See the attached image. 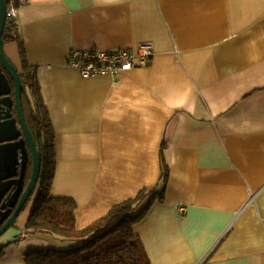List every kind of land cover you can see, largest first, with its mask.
<instances>
[{
    "label": "crops",
    "instance_id": "1",
    "mask_svg": "<svg viewBox=\"0 0 264 264\" xmlns=\"http://www.w3.org/2000/svg\"><path fill=\"white\" fill-rule=\"evenodd\" d=\"M15 11L54 130L51 195L75 200L77 229L161 190L166 168L164 201L135 226L152 264H264V0H24ZM145 43L150 64L117 79L67 66L72 49ZM4 48L23 73L18 43ZM27 219L1 247L31 237ZM26 252L0 264H26Z\"/></svg>",
    "mask_w": 264,
    "mask_h": 264
},
{
    "label": "trees",
    "instance_id": "2",
    "mask_svg": "<svg viewBox=\"0 0 264 264\" xmlns=\"http://www.w3.org/2000/svg\"><path fill=\"white\" fill-rule=\"evenodd\" d=\"M6 1L10 9L22 5L18 0ZM3 40L4 45L16 42L21 48L24 112L42 155V190L38 193L27 221L26 233L33 236L51 235L71 243L70 247L63 249L28 250L24 254L26 264H152L135 232V226L145 219L155 203L164 201L168 170L164 169L165 186L161 190H142L134 198L112 207L107 215L84 230H78L75 215L78 206L75 200L51 195L56 173L54 130L41 97L36 71L28 65L24 43L15 22L7 21ZM13 111L17 117L16 110ZM31 169L32 161L29 175L25 178L26 184L30 181ZM4 255V247H0V260Z\"/></svg>",
    "mask_w": 264,
    "mask_h": 264
},
{
    "label": "water",
    "instance_id": "3",
    "mask_svg": "<svg viewBox=\"0 0 264 264\" xmlns=\"http://www.w3.org/2000/svg\"><path fill=\"white\" fill-rule=\"evenodd\" d=\"M7 21V1L0 0V237L16 226L42 171V155L25 117L21 74L5 53L3 35ZM30 159L32 172L26 184Z\"/></svg>",
    "mask_w": 264,
    "mask_h": 264
},
{
    "label": "built area",
    "instance_id": "4",
    "mask_svg": "<svg viewBox=\"0 0 264 264\" xmlns=\"http://www.w3.org/2000/svg\"><path fill=\"white\" fill-rule=\"evenodd\" d=\"M21 4L24 0H18ZM8 19L15 22V9L8 8ZM153 46L145 43L139 46L137 52L121 49L116 51L72 49L69 54L67 66L77 70L83 79L99 76L120 77L121 72L136 67H146L154 57ZM39 191L42 186H38Z\"/></svg>",
    "mask_w": 264,
    "mask_h": 264
},
{
    "label": "rangeland",
    "instance_id": "5",
    "mask_svg": "<svg viewBox=\"0 0 264 264\" xmlns=\"http://www.w3.org/2000/svg\"><path fill=\"white\" fill-rule=\"evenodd\" d=\"M41 178L42 177H40V180H39V182L37 184V187H36V189L34 191V194H33L32 198L30 199L29 203L27 204V207L21 213V215H20L19 218H21V216H24V217L28 216V218H29V214H31L32 207L34 206L35 200H36V198L38 196V193H39L38 186L41 185L40 184ZM10 231H11V229L8 231V233ZM8 233L0 237V243L1 244H2V242H4V238L8 235ZM30 236H31L30 238H27V239L22 240V241L18 240L15 243H8L7 242L6 245H5V247H4V251L5 252L6 251H10L11 249H16V248H19V247H24L25 250H27V251L28 250H32V249H37V250L45 249L46 246L40 244V241L37 238H34L33 235H30Z\"/></svg>",
    "mask_w": 264,
    "mask_h": 264
},
{
    "label": "flooded vegetation",
    "instance_id": "6",
    "mask_svg": "<svg viewBox=\"0 0 264 264\" xmlns=\"http://www.w3.org/2000/svg\"><path fill=\"white\" fill-rule=\"evenodd\" d=\"M13 115H14V111H13ZM14 117H15V115H14ZM30 162H31V159L29 160V163H28V166H27V169H26V177L29 175L28 170H29ZM31 172H32V169H31Z\"/></svg>",
    "mask_w": 264,
    "mask_h": 264
}]
</instances>
